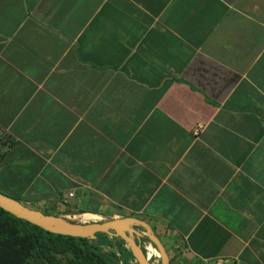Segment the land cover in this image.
Segmentation results:
<instances>
[{
  "label": "crops",
  "instance_id": "obj_1",
  "mask_svg": "<svg viewBox=\"0 0 264 264\" xmlns=\"http://www.w3.org/2000/svg\"><path fill=\"white\" fill-rule=\"evenodd\" d=\"M0 126V194L264 264V0H0Z\"/></svg>",
  "mask_w": 264,
  "mask_h": 264
},
{
  "label": "trees",
  "instance_id": "obj_2",
  "mask_svg": "<svg viewBox=\"0 0 264 264\" xmlns=\"http://www.w3.org/2000/svg\"><path fill=\"white\" fill-rule=\"evenodd\" d=\"M113 243L134 261L120 240L102 234L94 241L54 235L0 209V264H118L113 254L102 251Z\"/></svg>",
  "mask_w": 264,
  "mask_h": 264
},
{
  "label": "water",
  "instance_id": "obj_3",
  "mask_svg": "<svg viewBox=\"0 0 264 264\" xmlns=\"http://www.w3.org/2000/svg\"><path fill=\"white\" fill-rule=\"evenodd\" d=\"M0 209L16 219L54 235L94 241L97 234H102L110 239L120 240L130 252L135 264H154L149 261L148 255L144 253L140 245V239L143 238V235L137 230L143 229L145 231L144 236L160 255V264H169V258L159 239L147 224L134 218L114 219L100 223H76L25 207L3 194H0Z\"/></svg>",
  "mask_w": 264,
  "mask_h": 264
},
{
  "label": "rangeland",
  "instance_id": "obj_4",
  "mask_svg": "<svg viewBox=\"0 0 264 264\" xmlns=\"http://www.w3.org/2000/svg\"><path fill=\"white\" fill-rule=\"evenodd\" d=\"M73 222V221H72ZM78 223V222H76ZM140 245L141 247L145 250L147 247H152L154 250H156L154 248V246L151 245V243L146 239V237L143 235V238L140 239ZM102 251L105 253H111L114 255V259L117 260L118 264H124L125 260L127 264H134V261L129 259L128 256L126 254H123L121 252V248L120 245H118V243H113L112 246H103L102 247ZM157 251V250H156ZM145 253L147 252V250L144 251ZM168 258H174V255H168ZM151 262H153L154 264H160V259L156 258V257H152Z\"/></svg>",
  "mask_w": 264,
  "mask_h": 264
},
{
  "label": "built area",
  "instance_id": "obj_5",
  "mask_svg": "<svg viewBox=\"0 0 264 264\" xmlns=\"http://www.w3.org/2000/svg\"><path fill=\"white\" fill-rule=\"evenodd\" d=\"M15 142V137L6 128L0 126V161L8 154ZM74 197V192H67L62 196L61 202L63 205H68ZM147 250V248H146ZM135 263V262H134Z\"/></svg>",
  "mask_w": 264,
  "mask_h": 264
},
{
  "label": "bare ground",
  "instance_id": "obj_6",
  "mask_svg": "<svg viewBox=\"0 0 264 264\" xmlns=\"http://www.w3.org/2000/svg\"><path fill=\"white\" fill-rule=\"evenodd\" d=\"M84 215V214H83ZM77 217V216H76ZM80 217V216H79ZM86 218V220H87V218H90V217H85ZM96 222V221H95ZM147 257L148 258H152V257H156V258H159V253H158V251H156V250H154L153 248H152V251H149V250H147Z\"/></svg>",
  "mask_w": 264,
  "mask_h": 264
},
{
  "label": "clouds",
  "instance_id": "obj_7",
  "mask_svg": "<svg viewBox=\"0 0 264 264\" xmlns=\"http://www.w3.org/2000/svg\"><path fill=\"white\" fill-rule=\"evenodd\" d=\"M146 250V249H145ZM144 249H143V251H145ZM145 253V252H144ZM145 254H148L147 252L145 253ZM151 259L149 258V261H150ZM135 262V261H134ZM135 264V263H134Z\"/></svg>",
  "mask_w": 264,
  "mask_h": 264
}]
</instances>
